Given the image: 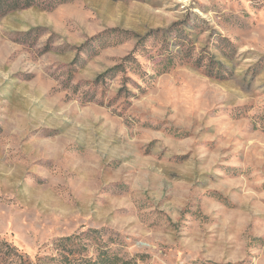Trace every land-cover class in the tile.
Wrapping results in <instances>:
<instances>
[{"label":"rangeland","instance_id":"rangeland-1","mask_svg":"<svg viewBox=\"0 0 264 264\" xmlns=\"http://www.w3.org/2000/svg\"><path fill=\"white\" fill-rule=\"evenodd\" d=\"M264 264V0H0V264Z\"/></svg>","mask_w":264,"mask_h":264},{"label":"trees","instance_id":"trees-1","mask_svg":"<svg viewBox=\"0 0 264 264\" xmlns=\"http://www.w3.org/2000/svg\"><path fill=\"white\" fill-rule=\"evenodd\" d=\"M88 264H113V260L109 257L107 258H101L97 261H89Z\"/></svg>","mask_w":264,"mask_h":264}]
</instances>
